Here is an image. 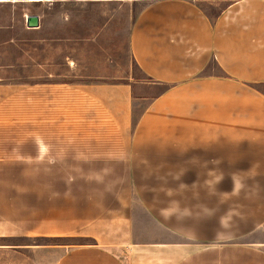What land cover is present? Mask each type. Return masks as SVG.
Wrapping results in <instances>:
<instances>
[{"label":"crops","instance_id":"1","mask_svg":"<svg viewBox=\"0 0 264 264\" xmlns=\"http://www.w3.org/2000/svg\"><path fill=\"white\" fill-rule=\"evenodd\" d=\"M128 48L0 82V264H264V0H145Z\"/></svg>","mask_w":264,"mask_h":264},{"label":"rangeland","instance_id":"2","mask_svg":"<svg viewBox=\"0 0 264 264\" xmlns=\"http://www.w3.org/2000/svg\"><path fill=\"white\" fill-rule=\"evenodd\" d=\"M22 1L0 3V82L144 80L130 56L128 31L145 0ZM24 14L41 17L37 30L24 28Z\"/></svg>","mask_w":264,"mask_h":264},{"label":"water","instance_id":"3","mask_svg":"<svg viewBox=\"0 0 264 264\" xmlns=\"http://www.w3.org/2000/svg\"><path fill=\"white\" fill-rule=\"evenodd\" d=\"M27 28H37L39 26V19L37 15H28L25 20Z\"/></svg>","mask_w":264,"mask_h":264},{"label":"bare ground","instance_id":"4","mask_svg":"<svg viewBox=\"0 0 264 264\" xmlns=\"http://www.w3.org/2000/svg\"><path fill=\"white\" fill-rule=\"evenodd\" d=\"M18 0H0V3H5V2H17ZM49 0H23L22 2L24 3H29V4H33V3H40V2H46Z\"/></svg>","mask_w":264,"mask_h":264},{"label":"built area","instance_id":"5","mask_svg":"<svg viewBox=\"0 0 264 264\" xmlns=\"http://www.w3.org/2000/svg\"><path fill=\"white\" fill-rule=\"evenodd\" d=\"M27 17V16H26ZM26 17H25V20H26Z\"/></svg>","mask_w":264,"mask_h":264}]
</instances>
